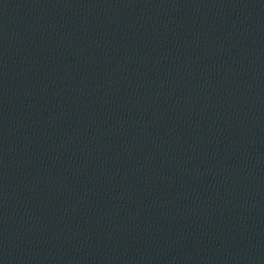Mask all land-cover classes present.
<instances>
[{"label": "water", "instance_id": "95a60500", "mask_svg": "<svg viewBox=\"0 0 264 264\" xmlns=\"http://www.w3.org/2000/svg\"><path fill=\"white\" fill-rule=\"evenodd\" d=\"M0 264H264V0H0Z\"/></svg>", "mask_w": 264, "mask_h": 264}]
</instances>
